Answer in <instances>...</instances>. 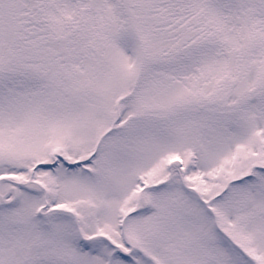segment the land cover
I'll return each instance as SVG.
<instances>
[{"label": "snow or ice", "instance_id": "obj_1", "mask_svg": "<svg viewBox=\"0 0 264 264\" xmlns=\"http://www.w3.org/2000/svg\"><path fill=\"white\" fill-rule=\"evenodd\" d=\"M0 264H264V0H0Z\"/></svg>", "mask_w": 264, "mask_h": 264}]
</instances>
